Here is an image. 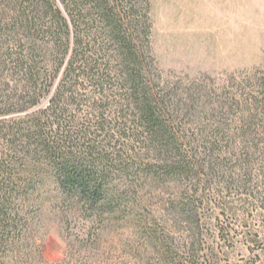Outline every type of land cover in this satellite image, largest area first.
I'll return each mask as SVG.
<instances>
[{
	"label": "trees",
	"instance_id": "trees-1",
	"mask_svg": "<svg viewBox=\"0 0 264 264\" xmlns=\"http://www.w3.org/2000/svg\"><path fill=\"white\" fill-rule=\"evenodd\" d=\"M153 32L150 0H0V264H45L49 216L88 223L86 248L128 226L163 264H220L213 202L264 251V65L171 81ZM166 214L182 241L148 228Z\"/></svg>",
	"mask_w": 264,
	"mask_h": 264
},
{
	"label": "rangeland",
	"instance_id": "rangeland-1",
	"mask_svg": "<svg viewBox=\"0 0 264 264\" xmlns=\"http://www.w3.org/2000/svg\"><path fill=\"white\" fill-rule=\"evenodd\" d=\"M150 2L154 50L164 76L169 80L227 83L234 77L239 81L264 65V0ZM229 202L238 205L235 198L231 197ZM222 211L214 202L211 204L209 214L220 216L224 224H231L234 229L232 244L213 238L210 242L215 249L213 253H228V257L221 254L220 264H239L240 253H264L261 249H248L241 235L245 228L242 214L231 218ZM152 213L158 211L153 207ZM172 217L166 214L163 222L152 221L148 228L159 233L167 228L165 231H169L178 243L182 241V232ZM249 222L255 229L261 226L258 219ZM87 225L76 220L67 230L51 216L46 218L39 236L45 264H58L65 258L67 263L64 264H163L160 252L147 246L139 229L133 227L107 232L91 248L83 247Z\"/></svg>",
	"mask_w": 264,
	"mask_h": 264
}]
</instances>
